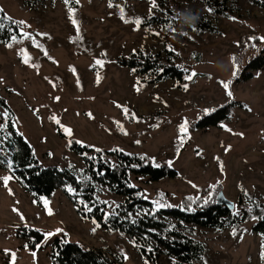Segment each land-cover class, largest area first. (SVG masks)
I'll use <instances>...</instances> for the list:
<instances>
[{"label":"rangeland","instance_id":"374dc122","mask_svg":"<svg viewBox=\"0 0 264 264\" xmlns=\"http://www.w3.org/2000/svg\"><path fill=\"white\" fill-rule=\"evenodd\" d=\"M225 1L232 9L230 17L209 11L205 0H74L67 5L64 0H0L7 15L25 22L21 36L0 41V95L14 110L16 130L44 165L71 168L87 182L84 159L68 146L74 138L98 149L143 151L179 171L176 177L159 181L140 177L137 183L147 198L153 199L160 190L176 205L183 194L207 187L217 194L223 190L235 206L222 227L193 223L177 227L205 249L203 259L194 264H264L263 236L253 230L252 222L240 220L239 205L264 204V70L246 82L236 80L245 59L264 45V7L237 0L236 10L232 0ZM167 10L175 16L190 12L198 19L207 17L217 31L181 23L170 26L165 22L170 19ZM154 16L162 22L150 24L148 19ZM136 20L141 21L139 26ZM243 35L258 36L261 42L252 41L241 51ZM170 50L177 54L185 77L195 73L192 79L153 82L157 73L119 63L121 58L142 61L140 54L157 53L166 62ZM25 54L28 64L23 63ZM225 82H230L227 90ZM231 100L243 101L245 108H235L220 125L191 130L201 114ZM3 113L0 106V264H53L52 245L62 235L105 249L119 264H152L127 234L81 217L64 189L36 197L24 187L13 172ZM185 122L187 132L181 133ZM65 127L72 130L71 136ZM4 177H10L7 186ZM98 187V198L107 203L108 212L117 211L124 197L106 185ZM148 212L143 208L130 216ZM23 227L41 231L42 243L22 237ZM177 263L175 257L161 254L157 264Z\"/></svg>","mask_w":264,"mask_h":264},{"label":"trees","instance_id":"16d2710c","mask_svg":"<svg viewBox=\"0 0 264 264\" xmlns=\"http://www.w3.org/2000/svg\"><path fill=\"white\" fill-rule=\"evenodd\" d=\"M232 1L235 9L238 10L237 0ZM251 1L264 7V0ZM205 2L209 11L214 14L225 17L232 15V9L226 5L225 0L220 2L205 0ZM0 10H2L0 11V41L9 42L17 35L21 36L22 25L17 22L22 20L7 15L1 8ZM167 13L170 19H166L165 22H168L170 26L181 23L197 30L217 31V27L207 17L198 19L197 15L190 12H182L179 16L171 14L168 10ZM148 22L160 23L162 19L154 16L148 19ZM252 41L256 44L261 42L258 36H241L239 38L241 51H245ZM140 56L143 58L142 61L137 57H131L121 58L119 63L143 73H157L153 82L166 78H173L179 82L186 80V71L176 63L177 54L174 51H168L166 62L161 53L140 54ZM245 60L243 69L236 79L242 82H246L257 72L264 70V45L258 53ZM0 106L4 107L7 113L5 120L9 135L5 143L9 147L13 172L24 187L36 197L50 196L58 189H64L81 217L93 219L100 227L109 231H119L130 236L148 263L157 264L161 254L175 257L178 260L177 264H194L202 260L205 253L203 245L178 230L177 227L182 226L183 223H193L203 227H222L224 221L233 215V210L228 206L216 203L217 192H213L211 187L181 195L176 205L168 201L169 193H163L160 190H156L153 199L147 198L142 186L137 183L140 177H145L147 181H159L174 178L179 171L166 160L154 161L143 151L131 152L117 147L97 151L96 147L74 138L70 139L68 146L85 161V173L89 176L87 182L83 181L71 168L59 167L55 164L44 165L34 153L33 148L16 130L14 110L1 95ZM238 107L245 108V103L240 100H231L209 113H203L192 125L191 130L195 127L207 128L220 125L223 120L231 117L234 109ZM98 185H106L113 193L124 197L117 211L108 212L107 203L98 198L100 192ZM69 189L72 191L69 192ZM158 204L170 205V207H158ZM239 205L242 213L240 220L252 222L253 230L261 234L264 241V204L246 205L240 201ZM143 208L149 209L146 215L138 218L130 216V212ZM167 218L176 223L171 225ZM25 228H22V237L31 238L33 244L42 243L44 234L41 231L35 228H27L28 230L25 231ZM51 260L53 264H119L117 260L108 256L105 249L89 247L80 241H71L67 235L55 237Z\"/></svg>","mask_w":264,"mask_h":264},{"label":"snow or ice","instance_id":"6c2138e0","mask_svg":"<svg viewBox=\"0 0 264 264\" xmlns=\"http://www.w3.org/2000/svg\"><path fill=\"white\" fill-rule=\"evenodd\" d=\"M64 2H65L66 5L69 4V0H64ZM75 2L78 3L79 0H75ZM109 6H110V7L113 6V5L111 4V2H110V4H109ZM0 11H2V10H0ZM69 11H70V19H72V23H73L74 25L77 26V33H79V27H78L77 21H76L74 18H72V16H71V13H72L73 10L70 8ZM120 11H121V19H123V18H124V10H123V8H121ZM233 19H234V18H233ZM125 22H127V21H125ZM140 22H141L140 20H136V21H135V23L137 24V26H139ZM17 23L23 25L25 22H24V21H19V22H17ZM41 35H45V34H41ZM78 38H79V37H78ZM13 39H15V37H13ZM262 39H264V38H262ZM33 42L35 43V41H33ZM8 46L11 47V45H8ZM36 46L39 47V45H36ZM45 55H47V52H46V51H45ZM29 60H30V57H29L27 54H25L24 57H23V63L28 64V63H29ZM96 63H97L98 65H101V66L103 65V62L100 61V60H97ZM73 71H74V70H73ZM194 75H195V73H192L191 75H189V76L186 77V78L190 80V79H192V76H194ZM234 75H235V73H234ZM99 80H100V77H99V74H97V83H99ZM229 83H230V82H225V83H223V87H224L226 90L229 89ZM184 87H185V90H187V85H184ZM136 91L139 92V91H140V88L137 87ZM227 94H228L229 96L232 95V93H231L230 91H228ZM56 99L58 100L59 97H57ZM124 112H125V114L127 115L128 110H127V109H124ZM3 115H4V116H7V113H3ZM52 119H53V120L55 121V123H57L58 125L60 124V121H59L58 119H56L55 117H52ZM228 130L231 131L230 129H228ZM64 131H65V133H66L67 135L71 136V134H72V130H71L70 128H66V127H65V128H64ZM121 131H123V128H122V127H121ZM180 131H181V133H186V132H187V122H185V124L181 126ZM125 134H127V133H125ZM241 135H242V134H241ZM183 142H184V138L181 137V146L183 145ZM137 143H139V141H137ZM97 151H99V149H97ZM156 166L159 167V165H156ZM221 170H223V165H222V163H221ZM9 179H10V177H4V178H3V181H4L5 186H7V183H8V181H9ZM213 187H214V186H213ZM71 191H72V189H69V192H71ZM206 202H207V201H206ZM44 203H45V206L47 207V203H48V202L45 201ZM157 206H158V207H165V206H169V207H170V205H161V204H158ZM90 210H91V209H89V211H90ZM48 214H49V215L52 214L50 209L48 210ZM94 230H95V229H93V231H94ZM233 234L235 235V232H234ZM48 235L50 236V235H52V233H49ZM32 255L35 257V255H36L35 252H33ZM12 256H13V261H14L15 254L13 253ZM262 258H264V252H262Z\"/></svg>","mask_w":264,"mask_h":264},{"label":"water","instance_id":"95a60500","mask_svg":"<svg viewBox=\"0 0 264 264\" xmlns=\"http://www.w3.org/2000/svg\"><path fill=\"white\" fill-rule=\"evenodd\" d=\"M216 203L217 204H223L228 206L230 209H232L235 206V203L233 200L229 199L223 190H220L218 194L216 195Z\"/></svg>","mask_w":264,"mask_h":264},{"label":"crops","instance_id":"0c3cea01","mask_svg":"<svg viewBox=\"0 0 264 264\" xmlns=\"http://www.w3.org/2000/svg\"><path fill=\"white\" fill-rule=\"evenodd\" d=\"M94 221V220H93ZM95 222V221H94ZM94 224V223H93ZM97 224V223H96ZM98 225V224H97ZM99 226V225H98Z\"/></svg>","mask_w":264,"mask_h":264}]
</instances>
